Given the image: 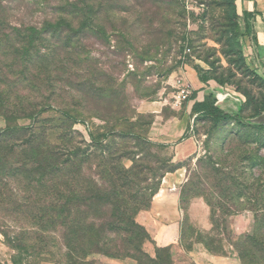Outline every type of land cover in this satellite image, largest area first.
I'll list each match as a JSON object with an SVG mask.
<instances>
[{
    "label": "trees",
    "instance_id": "obj_1",
    "mask_svg": "<svg viewBox=\"0 0 264 264\" xmlns=\"http://www.w3.org/2000/svg\"><path fill=\"white\" fill-rule=\"evenodd\" d=\"M9 1L0 0V117L7 124L0 129V225L7 245L18 253L14 264H22L25 254L47 247L54 233L62 235L67 257L74 254L81 261L94 254L140 251L143 241L151 238L137 216L151 208L164 178L182 168L188 167L180 190L181 206L204 198L211 209L213 231L220 227L219 216L255 211L252 191L257 154L253 144L264 124L253 121L264 114V103L244 120L243 110L254 101L250 93L244 91L248 100L237 114L226 113L214 95H208L196 104L195 112L213 125L235 122L241 127V137L249 136L238 147L235 140L224 142L223 158L205 155L197 158L194 168L193 158L174 164L161 153L165 147L154 144L148 132L136 131L137 123L126 115V83L98 74L89 64L90 54L83 56V39L96 35L107 39L105 26L99 25L103 20L98 18L109 19L104 4L30 0L20 6L23 19L15 21ZM223 3L227 7V56L250 69L243 40L251 33L248 14L243 22L238 0ZM36 12L44 14V20L34 21ZM194 69L202 82L214 79L210 70ZM251 71L264 84V78ZM95 98L110 105L117 98L121 106L104 116L93 112ZM94 118L106 126L94 127ZM137 118L151 116L139 114ZM86 123L88 140L75 129ZM244 197L249 200L241 203ZM246 238L231 243L242 262L258 257L255 239Z\"/></svg>",
    "mask_w": 264,
    "mask_h": 264
},
{
    "label": "rangeland",
    "instance_id": "obj_2",
    "mask_svg": "<svg viewBox=\"0 0 264 264\" xmlns=\"http://www.w3.org/2000/svg\"><path fill=\"white\" fill-rule=\"evenodd\" d=\"M29 2L30 0L9 1L14 9L15 21L23 19L20 6ZM94 3L98 6L104 4L109 12L108 21L98 15V18L103 20L99 25L105 26L107 39L101 35L83 39L86 49L83 56L90 54L89 64L98 74L113 77L119 83H126L123 98H126L127 105L124 108L132 123H137L136 131L148 132L147 137L154 144L164 146L165 149L161 150V153L172 160L178 146L194 140L198 153L193 157L192 168L197 158L205 155L223 158L226 152L220 149L224 142L235 140L236 147L239 142H244L249 135L241 137V127L235 122L213 125L202 119L200 113L195 112L196 104L203 102L208 96L197 89L201 84L232 89L243 96L244 91L250 93L254 101L252 106L243 110L241 117L244 120L251 118L255 106L264 103V84L251 73L254 69L250 66V54L245 51L250 69L241 67L236 58L227 56V7L223 0H95ZM238 5L240 6V0ZM44 18L42 13L34 14V21L40 22ZM195 66L210 70L214 79L202 82L194 69ZM179 80H182V83ZM219 81H225L227 84L221 86ZM182 84L191 86L189 98L184 102L179 100ZM64 90L69 89L64 85ZM116 100L110 105L108 101L95 98L92 100L93 112L105 116L114 106H121ZM247 100L245 97V102ZM139 114L149 115L151 118L139 121ZM92 123L94 127L106 126L100 118H94ZM6 126L5 120L0 117V129H5ZM75 129L81 132L85 139H89L88 123L77 125ZM257 133L259 137H255L256 143L253 144L257 154L253 179L255 185L252 191L255 211L244 210L228 218L219 216L217 220L220 227L213 231L210 213L208 229L196 227L189 218L188 208L191 201L197 198L208 206L204 198L196 197L189 205H180L184 214L182 242L186 249L201 245L216 257L234 259L236 256L238 259L231 243L239 239L245 242L246 236L251 235L256 242L255 251L258 257L249 256L244 262L238 259L239 264H250V260H254L252 264H264V131ZM167 136L175 141L171 144L161 142V139ZM183 162L173 161L174 164ZM126 165L130 167L132 162L129 161ZM187 168L178 170L172 177L168 174L165 177L168 178L167 181L164 178L159 191H162L161 197H169L174 183L179 185V181L182 186L186 182ZM248 200L249 198L244 197L240 202L245 203ZM208 208L210 211L209 206ZM192 215L201 216L202 210L197 209ZM11 224L15 229H19V225L14 222ZM2 231L0 225L3 262L14 264L13 260L18 253L7 245ZM52 236L53 240L48 241L47 247L22 256V264H99L98 260L103 258L130 259L137 264H171L167 249H157L158 260H152L145 249L150 241L147 239L143 241L140 251L129 255L94 254L86 259L87 261H81L74 254L67 257L61 234L54 233ZM208 245L222 250L223 253L211 252Z\"/></svg>",
    "mask_w": 264,
    "mask_h": 264
},
{
    "label": "crops",
    "instance_id": "obj_3",
    "mask_svg": "<svg viewBox=\"0 0 264 264\" xmlns=\"http://www.w3.org/2000/svg\"><path fill=\"white\" fill-rule=\"evenodd\" d=\"M239 13L244 20V14H248V20L251 23V33L247 35L245 51L250 54L252 60L250 66L262 78H264V0H240ZM244 22V21H243ZM246 53V52H245ZM246 53V56H247ZM203 95L212 94L217 100V106L229 114H237L245 104V97L232 89H224L213 84L197 86ZM264 124V114L255 120ZM162 137V136H161ZM175 140L167 136L161 139V142L171 144ZM198 153V146L194 140L187 141L176 148L173 161L183 162L189 158H193ZM175 175V174H174ZM173 175V176H174ZM172 177V174L169 175ZM168 178H165L167 181ZM179 185L174 183L169 197H161L159 192L153 199L150 209L142 211L137 216V222L143 226L151 240L146 245L147 253L152 259H157V249H167L170 255L171 264H239L236 256L233 258L216 257L201 245H196L192 249H186L182 242V226L184 222V214L180 205ZM180 188V190H177ZM202 201V202H201ZM197 209L202 210L201 216L192 215ZM193 211V212H192ZM209 211L208 206L200 199H194L188 208L190 221L200 229H208L209 227ZM1 243V242H0ZM4 254L0 248V263L3 262ZM99 264H137L130 259L103 258L98 260Z\"/></svg>",
    "mask_w": 264,
    "mask_h": 264
},
{
    "label": "built area",
    "instance_id": "obj_4",
    "mask_svg": "<svg viewBox=\"0 0 264 264\" xmlns=\"http://www.w3.org/2000/svg\"><path fill=\"white\" fill-rule=\"evenodd\" d=\"M180 83H182V80H179ZM182 89L180 90V93H179V100L180 102H184L186 100H188L189 98V93H190V85H185V84H182Z\"/></svg>",
    "mask_w": 264,
    "mask_h": 264
}]
</instances>
